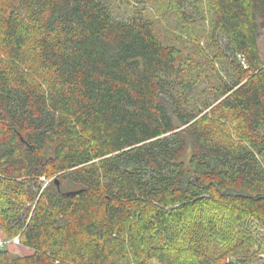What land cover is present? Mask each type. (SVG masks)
I'll use <instances>...</instances> for the list:
<instances>
[{"label":"trees","instance_id":"obj_1","mask_svg":"<svg viewBox=\"0 0 264 264\" xmlns=\"http://www.w3.org/2000/svg\"><path fill=\"white\" fill-rule=\"evenodd\" d=\"M164 2L176 32L113 0H0V228L32 250L0 264L263 250L264 0Z\"/></svg>","mask_w":264,"mask_h":264},{"label":"rangeland","instance_id":"obj_2","mask_svg":"<svg viewBox=\"0 0 264 264\" xmlns=\"http://www.w3.org/2000/svg\"><path fill=\"white\" fill-rule=\"evenodd\" d=\"M112 10L116 18H129L137 16L139 12H143L146 17L154 19L160 30H165V33H170L171 31L176 32L175 28L179 26L178 19H176L178 16L173 10H170L168 7H166L164 0H113ZM177 31L179 30L177 29ZM219 39L224 49L229 52V54H231V49L228 45L227 38L225 36H221ZM259 45L261 55L264 58V29H262ZM208 89L209 83L207 81H202L199 89L196 91V97L201 99L202 97L207 96L209 91ZM191 151L192 148L189 147L183 154L182 158L188 160L191 155ZM246 228L248 233L256 235L261 239L264 238V230L260 228L257 223L249 221ZM0 238L6 242L4 247L11 253V255H24L32 252L31 249L23 246L21 242L18 241V237L6 239L1 231V228ZM249 264H264V248L256 255L254 261H251Z\"/></svg>","mask_w":264,"mask_h":264},{"label":"built area","instance_id":"obj_3","mask_svg":"<svg viewBox=\"0 0 264 264\" xmlns=\"http://www.w3.org/2000/svg\"><path fill=\"white\" fill-rule=\"evenodd\" d=\"M16 241H17V239H16ZM19 241V240H18ZM6 244V242L5 241H3L1 238H0V246H4Z\"/></svg>","mask_w":264,"mask_h":264},{"label":"water","instance_id":"obj_4","mask_svg":"<svg viewBox=\"0 0 264 264\" xmlns=\"http://www.w3.org/2000/svg\"><path fill=\"white\" fill-rule=\"evenodd\" d=\"M57 183H59V181H57ZM69 193H75V191L69 192Z\"/></svg>","mask_w":264,"mask_h":264}]
</instances>
